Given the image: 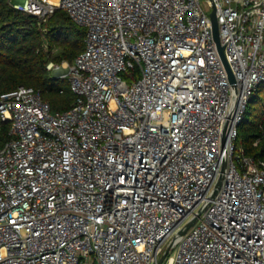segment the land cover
I'll use <instances>...</instances> for the list:
<instances>
[{"label": "built area", "instance_id": "obj_1", "mask_svg": "<svg viewBox=\"0 0 264 264\" xmlns=\"http://www.w3.org/2000/svg\"><path fill=\"white\" fill-rule=\"evenodd\" d=\"M11 2L87 33L69 109L0 95V264H157L170 245L166 264H264V159L236 143L264 81V0Z\"/></svg>", "mask_w": 264, "mask_h": 264}, {"label": "trees", "instance_id": "obj_2", "mask_svg": "<svg viewBox=\"0 0 264 264\" xmlns=\"http://www.w3.org/2000/svg\"><path fill=\"white\" fill-rule=\"evenodd\" d=\"M86 33L63 9L44 22L11 0H0V95L32 86L53 111L69 109L76 99L70 81L54 76L48 65L73 63L85 48ZM13 137L11 122L0 120V146ZM236 143L247 155L264 159V81L250 96Z\"/></svg>", "mask_w": 264, "mask_h": 264}, {"label": "water", "instance_id": "obj_3", "mask_svg": "<svg viewBox=\"0 0 264 264\" xmlns=\"http://www.w3.org/2000/svg\"><path fill=\"white\" fill-rule=\"evenodd\" d=\"M211 16H212V21H213L214 35H215L216 42H217V44H218L219 51H220V53H221V55H222V57H223V59H224L226 65H227L229 71H230L231 79L234 80L233 74H232V72H231V70H230V68H229V65H228L227 61H226V57H225V54H224V47H223V46L221 45V43H220V37H219V25H218V21H217V17H216V12L213 11V12L211 13ZM225 131L227 132V128L225 129ZM225 141H226V136H225L224 139H223V144L225 143ZM225 169H226V165L223 166V169H222V172H221L220 178H219V180H218V182H217V186H216V188L214 189V192H216L217 189H218V187L222 184V181H223V178H224ZM196 220H197V217H195V218L192 219L189 223H187V224L185 225V227L179 232V235H184V234L188 231V229H189V228H190V227L196 222ZM170 248H171V245L168 246V248L166 249V251L162 254V256L160 257V259H159V261H158L157 264H162V263H163L165 257L167 256V254H168L169 251H170Z\"/></svg>", "mask_w": 264, "mask_h": 264}, {"label": "rangeland", "instance_id": "obj_4", "mask_svg": "<svg viewBox=\"0 0 264 264\" xmlns=\"http://www.w3.org/2000/svg\"><path fill=\"white\" fill-rule=\"evenodd\" d=\"M68 64L69 62H63L62 64H59L60 65L59 69L52 68L51 73L56 77H61L62 75L67 73L69 67Z\"/></svg>", "mask_w": 264, "mask_h": 264}]
</instances>
